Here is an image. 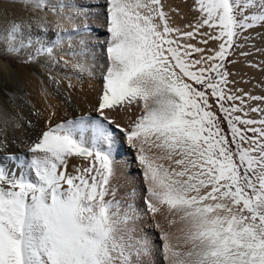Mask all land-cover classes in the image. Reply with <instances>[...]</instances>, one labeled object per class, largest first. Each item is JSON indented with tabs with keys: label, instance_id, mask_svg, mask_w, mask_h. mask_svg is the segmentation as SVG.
Wrapping results in <instances>:
<instances>
[{
	"label": "snow or ice",
	"instance_id": "1",
	"mask_svg": "<svg viewBox=\"0 0 264 264\" xmlns=\"http://www.w3.org/2000/svg\"><path fill=\"white\" fill-rule=\"evenodd\" d=\"M106 3L96 115L50 127L27 158L0 139V264H264V96L235 87L229 70L249 55L251 30L264 29V0H192L184 27L165 0ZM93 7L0 0V58L92 75ZM133 105L142 114L127 126L109 115ZM128 149L146 183L143 214L167 225H151L155 238L137 226L136 189L116 198ZM74 157L85 163L69 172Z\"/></svg>",
	"mask_w": 264,
	"mask_h": 264
},
{
	"label": "bare ground",
	"instance_id": "2",
	"mask_svg": "<svg viewBox=\"0 0 264 264\" xmlns=\"http://www.w3.org/2000/svg\"><path fill=\"white\" fill-rule=\"evenodd\" d=\"M94 5L90 23L94 25V34L99 37L89 45L95 52V67L92 68V75L79 76L70 69L51 70L45 67L23 66L15 68L12 61L4 62L0 59V139L6 140L7 153L20 154L27 158L28 148L41 133L48 131L57 123L76 118L80 115L95 116V108L102 93L104 82L101 75L102 67H106L105 45L107 27V3L106 0H88ZM192 0H165L166 11H170L173 20L184 27L194 22L197 15L190 11L189 5ZM10 11L19 12L18 8L7 5ZM0 17V22H3ZM189 30V29H186ZM207 31V29H204ZM245 35H249L248 32ZM252 39L244 44L243 51L249 53L247 57L239 56V62L234 64L231 72L234 75L232 80L236 81L235 87L243 89L254 96H264V29L256 28L251 30ZM197 43V41H192ZM203 47V45H198ZM65 48L67 45L64 46ZM209 48L217 47V42L210 41ZM66 60L71 57L65 56ZM81 60L80 57L76 58ZM83 62L93 63L90 58H83ZM54 76L55 81L51 78ZM58 81V82H57ZM71 83L72 87H69ZM7 94V99L4 94ZM5 94V95H6ZM252 106L260 104L259 101H249ZM260 106H264L261 104ZM136 107V106H135ZM132 106V108H135ZM133 116L129 110L124 112H109L115 116L119 123L127 126L131 120L142 114V107L135 108ZM52 113H55L53 116ZM130 115V116H129ZM135 115V116H134ZM253 118H258V113H250ZM134 118V119H133ZM121 120V121H119ZM4 153H0L3 155ZM85 163L82 158L74 157L69 162L68 171L72 172L73 164ZM117 175L112 183L117 187V199H121L130 189L135 188L137 192L136 203L141 210V219L137 226L150 237H157L159 229L151 227L154 222L166 223L160 215L155 219L151 214L144 215L146 209L143 206V199L146 196V183L142 176V170L135 162L134 150L128 149L120 157L116 164ZM159 244L160 241L156 240ZM157 264H164L162 258L155 257Z\"/></svg>",
	"mask_w": 264,
	"mask_h": 264
},
{
	"label": "rangeland",
	"instance_id": "3",
	"mask_svg": "<svg viewBox=\"0 0 264 264\" xmlns=\"http://www.w3.org/2000/svg\"><path fill=\"white\" fill-rule=\"evenodd\" d=\"M6 7H7V5H6ZM2 61H4V62H11L12 61V63H13V65H14V67L15 68H17V67H20L21 65H19V64H17L16 63V61L15 60H9L7 57H2V58H0ZM233 66H234V64L233 65H229V70L231 71L232 70V68H233ZM4 94V96H5V98L7 99V94L6 93H3ZM6 94V95H5ZM135 108H137L139 105H133ZM135 108H131V111L133 110L134 111V113H135V110H137V109H135ZM212 110L214 111V112H216L217 113V115H220L221 116V119L223 120V116L219 113V111H218V107H217V105L215 104V103H213V107H212ZM131 112L129 111V114H130ZM133 112L130 114L131 116H133V114H134ZM129 115V116H130ZM135 116V115H134ZM134 119V118H133ZM119 121H121V120H119ZM224 129H225V131H228V128H227V125L225 124L224 125ZM249 135H251V133H249Z\"/></svg>",
	"mask_w": 264,
	"mask_h": 264
}]
</instances>
